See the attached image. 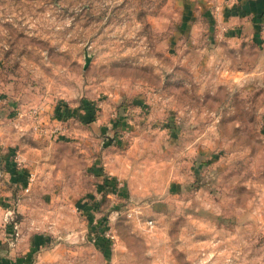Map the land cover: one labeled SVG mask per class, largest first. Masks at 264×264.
Wrapping results in <instances>:
<instances>
[{
    "label": "rangeland",
    "instance_id": "obj_1",
    "mask_svg": "<svg viewBox=\"0 0 264 264\" xmlns=\"http://www.w3.org/2000/svg\"><path fill=\"white\" fill-rule=\"evenodd\" d=\"M222 1L0 0V153L58 218L47 264H264V32L211 34Z\"/></svg>",
    "mask_w": 264,
    "mask_h": 264
},
{
    "label": "crops",
    "instance_id": "obj_2",
    "mask_svg": "<svg viewBox=\"0 0 264 264\" xmlns=\"http://www.w3.org/2000/svg\"><path fill=\"white\" fill-rule=\"evenodd\" d=\"M206 7L203 13L206 14L211 27L214 26L211 34L230 39L243 38L252 42L258 40L260 25L264 24V0H223L216 14H210ZM186 12L188 20L195 13L192 12L191 15L190 11ZM39 115L42 117V113ZM61 121H63L61 117H54L53 126L41 124L40 132L43 134L41 137L46 139L52 136L54 131L56 134L63 132L60 127ZM30 127L34 129L32 120ZM33 134L37 136L35 130ZM18 155L24 160L23 163ZM25 160L27 162L20 151L11 154L0 153V264H47L48 249L53 241L52 234L58 223L57 216L52 213L45 214V220L39 221L36 214L37 203L27 205L18 198V202L12 201L15 196L34 191L37 187L35 167L27 165ZM30 174L32 180H29ZM108 178L107 173L103 174L106 184ZM42 192L51 193L49 188ZM78 207L80 210L91 209L89 203H82ZM26 209L27 213H23L22 210ZM50 209L48 207L47 211L51 212ZM14 211L22 212L24 216L19 220L13 219Z\"/></svg>",
    "mask_w": 264,
    "mask_h": 264
},
{
    "label": "built area",
    "instance_id": "obj_3",
    "mask_svg": "<svg viewBox=\"0 0 264 264\" xmlns=\"http://www.w3.org/2000/svg\"><path fill=\"white\" fill-rule=\"evenodd\" d=\"M260 32H261V33L264 32V24H261ZM32 114H33L34 116L37 114L36 109H34V108L32 109ZM34 128H35V129L38 128L39 130H41V126L38 125V121H36V119L34 120ZM32 179H33L32 174H30L29 180H32ZM26 190H28V188H26ZM147 223H148V224H152V220L149 219V220L147 221Z\"/></svg>",
    "mask_w": 264,
    "mask_h": 264
},
{
    "label": "water",
    "instance_id": "obj_4",
    "mask_svg": "<svg viewBox=\"0 0 264 264\" xmlns=\"http://www.w3.org/2000/svg\"><path fill=\"white\" fill-rule=\"evenodd\" d=\"M89 61H90V56L85 53V63H84V68L87 67V65L89 64ZM112 141V139H109L108 143H104V146L105 145H108L110 142Z\"/></svg>",
    "mask_w": 264,
    "mask_h": 264
},
{
    "label": "trees",
    "instance_id": "obj_5",
    "mask_svg": "<svg viewBox=\"0 0 264 264\" xmlns=\"http://www.w3.org/2000/svg\"><path fill=\"white\" fill-rule=\"evenodd\" d=\"M58 108H60V107L57 106L55 110H58ZM58 112L56 111L55 113L57 114ZM58 116L60 117V114Z\"/></svg>",
    "mask_w": 264,
    "mask_h": 264
}]
</instances>
